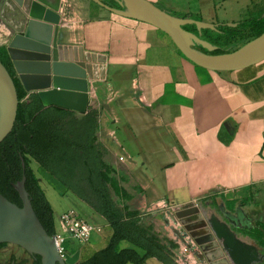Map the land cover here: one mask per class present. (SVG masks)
I'll return each mask as SVG.
<instances>
[{"label":"crops","instance_id":"crops-1","mask_svg":"<svg viewBox=\"0 0 264 264\" xmlns=\"http://www.w3.org/2000/svg\"><path fill=\"white\" fill-rule=\"evenodd\" d=\"M57 1H37L46 9L56 7V23L41 8L33 9V17L58 25V45L83 52L80 56L67 51L72 60L66 61L81 62L90 71L87 109L98 113L96 140L107 150L116 175L121 172L138 186L139 201L132 194L133 204L135 200L141 201L140 208L177 209L208 202L244 239L242 243L256 251L259 260L252 264H261L264 252L243 231L264 225L259 218L264 216V61L237 71H209L186 59L168 35L147 23L107 11L91 0ZM147 1L216 25L264 16V0ZM3 28L1 47L12 37ZM37 178L41 187L42 179ZM208 199H214V206ZM77 200L79 209L87 210L107 231L96 250L102 249L111 234L108 224ZM232 201L237 204L230 205ZM242 205L250 211L261 209L253 224ZM67 210L73 209L66 208L58 217ZM180 219L193 239L202 238L193 213L184 210ZM54 225L59 229L58 218ZM122 247L132 248L128 243ZM71 249L83 257L95 251ZM186 258L197 264L191 254ZM150 259L154 258L144 264ZM228 263L232 264L229 259Z\"/></svg>","mask_w":264,"mask_h":264},{"label":"trees","instance_id":"trees-1","mask_svg":"<svg viewBox=\"0 0 264 264\" xmlns=\"http://www.w3.org/2000/svg\"><path fill=\"white\" fill-rule=\"evenodd\" d=\"M100 1L110 8L120 9L115 0ZM165 12L173 17L201 21L190 14ZM183 29L196 34L193 25H186ZM217 29L218 32L202 30L200 38L215 47L221 39L229 44L238 41V49L264 32V16H252L233 28L218 25ZM236 49L222 51L217 48L211 54L230 53ZM0 61L14 82L18 99L13 128L0 143V195L21 206L13 185L21 179L22 158L24 187L31 207L46 233L49 236L55 234L52 210L29 166L28 158H31L108 224L111 234L105 246L82 257L78 264H144L149 258L161 264H178L169 255V248L151 235L148 228L140 225L139 212L126 205L131 197H122L123 204L114 200V196L125 194L120 185L124 177L116 175L109 165L107 150L96 140L98 113L89 108L80 114L57 106H42L37 94L26 93L18 80L13 78L8 57L1 49ZM208 201L214 206V199ZM243 233L255 239L264 252V225H260L259 230L249 229ZM122 243H128L132 248L122 247ZM6 245L0 244V248ZM171 246L176 247L174 244ZM31 258V264H40L38 256ZM10 261L16 260L11 257ZM18 264H25V261L20 260Z\"/></svg>","mask_w":264,"mask_h":264},{"label":"water","instance_id":"water-1","mask_svg":"<svg viewBox=\"0 0 264 264\" xmlns=\"http://www.w3.org/2000/svg\"><path fill=\"white\" fill-rule=\"evenodd\" d=\"M91 1L107 11L147 23L159 29L169 36L175 47L186 59L203 69L209 71H237L264 61V32L233 52L211 54L217 47L202 40L200 36L202 30L218 32V25L216 24L173 17L147 0H115L120 9L105 6L100 0ZM8 2L9 0H0V21L12 36L6 45V51L24 91L37 94L44 107L57 106L76 113H84L88 105L86 83L87 78L90 79L89 69L87 72L83 70L80 72L76 66L66 63L64 64L65 68H59L60 71H58L55 65H51L53 78L62 74L71 78L73 74L75 75L79 72L77 78L81 82L80 86H71L74 89H66L64 94L57 93L54 91L55 89L53 91H42L32 86L33 83L28 81L27 75H24V73H37L39 71L29 63L34 58L25 56L22 53L17 54L15 51L18 49L16 48H21L19 50L22 51L37 50L41 43L46 42L48 39L45 41L46 32L40 24L33 23L25 16L20 20L19 17H14L13 11L11 12L10 7L7 5ZM22 9L27 12L26 1L23 3ZM29 10L32 13L33 9L29 8ZM47 13L53 18L51 22L56 23L58 21L59 16L56 13V7H49ZM186 25H193L196 29V34L185 31L183 27ZM225 26L233 28L236 24H227ZM49 29L51 30V28ZM52 32L50 39L46 42L53 48L52 55L57 49L70 50L72 48L71 46L57 44L58 25H55ZM2 44L4 43L0 42V47ZM78 49L81 50L80 47ZM200 49L207 53L202 52ZM17 105L18 99L14 82L0 61V143L13 128ZM20 159L22 176L13 185V189L18 195L21 206L19 207L9 202L0 195V244L13 245L30 256H38L40 264H76L74 258L78 253H74L72 257L66 254L64 259H62L58 254L54 237L46 233L36 217L24 187V162L22 158ZM183 208H177V210H180L175 213L177 217H180L181 212L188 209ZM193 209L198 213L196 207H193ZM198 219L202 221V226L205 228L206 234H208V240L212 243L211 248H214V255L222 264H229L228 259L232 264H252L259 260L256 251L252 247L238 241L224 224L212 218L209 221L210 228L206 221L201 220L200 215ZM180 222L185 224L181 219ZM217 240L221 241V246ZM200 249L208 260H210L208 255L213 259L212 255L204 251L202 245ZM224 252L227 254L228 259L224 256Z\"/></svg>","mask_w":264,"mask_h":264},{"label":"rangeland","instance_id":"rangeland-1","mask_svg":"<svg viewBox=\"0 0 264 264\" xmlns=\"http://www.w3.org/2000/svg\"><path fill=\"white\" fill-rule=\"evenodd\" d=\"M35 1H39V0H35ZM249 18L250 17H248L247 19ZM223 23L227 25V24H237L238 22L230 23L225 20ZM224 24L220 23L219 25H224ZM238 46H239L238 41L230 42L229 44V42H225L223 39H221L217 45V48L222 51H230V50L236 49V47ZM6 47L7 46H3V47H0V49L8 57V62L11 67L13 78L17 79L19 82L18 76L15 73L12 67L11 60L7 54ZM67 59H70V58H67ZM82 60L84 61V59ZM28 94H33V93H28ZM25 99L27 98L25 97ZM28 162H29V166L32 169L35 177H39L42 179L41 187L46 196V199L51 205L52 216H53V220L55 221V223H57L58 214L60 212H62L66 208H71L75 210L88 223L94 226L100 227L96 225L95 221H93L90 218V215L87 214L86 212L87 210L79 209V207L81 206L78 204L79 202L73 194L68 192L59 182H57L47 172H45L34 160H32L31 158H28ZM119 173L121 176L124 177V182L120 183V185L122 189H124L125 194H123L122 196L121 195L114 196V200L116 201V203L123 204L125 195L130 196L131 198L126 202V204L130 203L128 204L129 205L128 207L131 209L133 207L134 208L138 207L137 211L139 212V215H140L139 217L140 225L148 228L151 235H154L160 242L164 243L169 248V251H170L169 255L171 256V258L175 259L179 264H192V260L189 258L188 259L186 258L189 254H191L192 257L194 256V258L197 259L196 260L197 264H208L209 260L204 255V252L200 249V246H198L195 240L191 237V234L187 231L186 224H182L180 222V217H177L175 215V213L179 212L180 210H177L176 208H171L168 206H156L155 208H140L139 203L141 201L136 203L135 200L133 204L132 194H135L133 195L134 196L133 198L137 197L138 190H139L138 186L131 183L130 180H128V178L126 179L125 175H123L121 172ZM137 200L139 201V198ZM243 206L244 205H242V207ZM190 207L191 208L196 207L198 209V214L202 218L201 220L206 221L210 228L211 226L209 224V221L212 218H214L218 220L219 222H221L222 224H224L226 228L233 234V236L238 241L242 242V240H244L236 236V234L233 233L229 229L228 224L223 221L222 216L216 213V211H214L212 208L208 207V202L206 204H204L203 202L198 203V204H191L187 207H184L183 209L190 208ZM243 208H241V210H243L244 212H247L251 220L250 223L253 224L255 222L254 219H258V217H256V215H258L257 212L261 213V209L260 208L254 209V207H252L251 208L252 211H250V209L246 208L245 206ZM262 212H264V210H262ZM259 218H261L262 220L264 219V216L259 217ZM229 219H232V218L229 216ZM235 225L238 227H241L239 226V224H235ZM106 236H107V231L103 227H101L100 233L93 234L90 238V241L86 244L80 245L71 239H67V242L64 244L66 253L72 257L74 253L71 248L81 250L82 248L87 247V250L89 252L91 250H96L99 246L98 243H100L99 239H101V243H102V240H104ZM217 241H218V244L221 246V241L219 240ZM172 244H174L177 247L175 255H173L172 253V250L175 248L171 246ZM225 255L228 258L226 253ZM11 257H14L16 261H20V260L25 261V264H31V261H32V258L30 255L26 254L22 249L16 246L7 244L6 246L0 248V262L1 263H8ZM82 257H83L82 254L81 256H79V254L76 255L74 258L75 259L74 262L78 264ZM146 264H161V263L157 262L155 259H150L148 260Z\"/></svg>","mask_w":264,"mask_h":264},{"label":"bare ground","instance_id":"bare-ground-1","mask_svg":"<svg viewBox=\"0 0 264 264\" xmlns=\"http://www.w3.org/2000/svg\"><path fill=\"white\" fill-rule=\"evenodd\" d=\"M26 1V6H27V12H24L22 9L23 3ZM57 1V0H55ZM10 7L11 12L13 11V16L14 17H19V20L25 16L27 19L31 20L33 23L35 24H40L43 27V30L46 32V39L45 41L48 39H50V34H52V30L54 29L55 25L51 24V23H46V22H42L38 19H36L35 17H33V12L31 13L29 8L31 9H38L41 8L43 11H47L48 9H46L44 6H42L41 4H39L37 1L35 0H9L8 4ZM4 25V24H3ZM2 23H0V39H2V41L5 40V36L4 35V28H3ZM5 27V25H4ZM6 28V27H5ZM51 28V30L49 29ZM7 30V28H6ZM7 33H9V31H7ZM6 34V33H5ZM10 34V33H9ZM47 40V41H48ZM46 41V42H47ZM41 43V45L39 46V48H37V50L34 49H30V50H19L21 48H16L18 50H14L17 54L18 53H22L25 56L28 57H33L34 59H32L31 65H33V68H36L37 70H39L37 73H24V75H27L26 78H28V81H31L33 84L32 86L38 88V90H42V91H50V90H54L57 93H62L64 94V90L68 89L69 85L73 86V87H79L81 82L78 81V73H76L75 75L73 74V77H69L66 75H58L56 77L53 78V74L52 71L49 70V68L51 69V65H55V67L62 69L65 68L64 64L68 63V64H72L74 66H76L80 72H82V70L84 72H86L85 66L83 63L81 62H73V61H66L67 59V51L68 53H75L77 54L80 53V56L83 54V52H80L78 50H74L73 48L66 49L64 50L63 48L61 50H56L54 52V55H52V51L53 48L49 43ZM9 43V42H8ZM7 43V44H8ZM84 55V54H83ZM60 56V58H59ZM86 59H91L97 63H104V60L101 59V61L98 60H94L92 59V57L90 55L85 56ZM65 59V60H64ZM72 60V59H71ZM50 66V67H49ZM65 71V70H64ZM63 77V78H62ZM41 87V88H40ZM186 213H193V221L195 222V227L198 228V234L202 237H200L201 239H194L196 244L199 245V243L205 244V246H203L204 251L207 252L208 254L212 255L213 259L211 258V256L208 255V257L210 258L209 263L208 264H222V262H220V260L218 258H216V256L214 255V248L212 247V243H210V241L208 240V234H206L205 232V228L202 226V221H200V219H198V213L190 207V209L185 210ZM191 237H193L191 235ZM201 246V245H200Z\"/></svg>","mask_w":264,"mask_h":264},{"label":"built area","instance_id":"built-area-1","mask_svg":"<svg viewBox=\"0 0 264 264\" xmlns=\"http://www.w3.org/2000/svg\"><path fill=\"white\" fill-rule=\"evenodd\" d=\"M58 226L59 229H55L53 237L58 254L62 259L67 254L64 247L67 239L82 245L88 243L93 234H98L101 231L100 227L88 223L74 210H67L60 214Z\"/></svg>","mask_w":264,"mask_h":264},{"label":"flooded vegetation","instance_id":"flooded-vegetation-1","mask_svg":"<svg viewBox=\"0 0 264 264\" xmlns=\"http://www.w3.org/2000/svg\"><path fill=\"white\" fill-rule=\"evenodd\" d=\"M19 261H10L9 264L13 263V264H18Z\"/></svg>","mask_w":264,"mask_h":264}]
</instances>
